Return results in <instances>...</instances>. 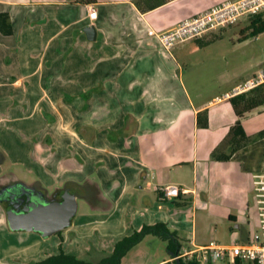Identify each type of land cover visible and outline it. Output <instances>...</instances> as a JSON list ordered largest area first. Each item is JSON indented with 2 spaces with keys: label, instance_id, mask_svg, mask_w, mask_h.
<instances>
[{
  "label": "crops",
  "instance_id": "obj_1",
  "mask_svg": "<svg viewBox=\"0 0 264 264\" xmlns=\"http://www.w3.org/2000/svg\"><path fill=\"white\" fill-rule=\"evenodd\" d=\"M228 1L234 0H0V180L38 186L48 196L67 190L78 204L71 226L50 239L12 231L0 205V264H36L60 247L97 263L125 237L156 224L177 236L180 256L187 254L182 258L197 261L211 243L250 241L259 224L254 169L237 155L262 128L249 131L250 112L239 118L226 97L242 79L193 96L184 72L197 50L224 35L211 31L169 52L147 34L171 30ZM90 27L95 32L89 35ZM76 45L85 64L96 58L98 73H73ZM101 107L122 117L91 116ZM125 116L128 137L99 146L100 131L121 127ZM238 121L246 140L232 153L231 142L239 139L228 137ZM206 122L207 128L199 126ZM216 149L218 157L231 158L217 159ZM89 151L103 167L90 166ZM8 161L19 175L3 174ZM165 186L187 193L167 200ZM10 231L25 233L20 246L9 241ZM227 237L231 244L222 243ZM153 239L164 253L156 262L158 252L144 245ZM121 264L176 260L165 241L149 235Z\"/></svg>",
  "mask_w": 264,
  "mask_h": 264
},
{
  "label": "rangeland",
  "instance_id": "obj_2",
  "mask_svg": "<svg viewBox=\"0 0 264 264\" xmlns=\"http://www.w3.org/2000/svg\"><path fill=\"white\" fill-rule=\"evenodd\" d=\"M248 24L249 18H244L234 26L214 31L216 33L222 32V35H224L222 39L212 43L209 46H205L203 49L197 50L194 57H192V62H190L188 68H185L184 71L188 88L193 96H195L196 90H201V92L210 94L218 89L219 86H229L231 82L237 83L239 79H242L241 82H244L247 78V75L251 76L252 73L258 71L259 69H264V34L255 38H249L248 40L243 42L238 41V39L241 37V30L248 26ZM76 49L77 45L73 48V59L75 61L73 73L78 76H84L90 73L94 74L96 72L98 73V62L96 61V58L93 59L92 63L90 62L89 65L85 64V60L80 57V51L77 52ZM63 59L65 60L66 57H64ZM70 68L71 66H69L68 71L66 70V73L69 74V76ZM46 82L49 83V80H46ZM59 82L60 81H57L58 84H60ZM124 100L125 98H121V102H124ZM95 111L97 114H91V116H109L111 117V119L120 118V116L122 117L121 112L107 113L108 111L106 110V108L103 109V107L97 108ZM75 113L76 116H80L82 113V108L77 107ZM127 120L128 118L126 119L125 116L124 118H122L121 127H114L113 125L101 130V136L97 144L101 146L103 140L111 142L120 138H127L130 134V129L126 127V125L128 124ZM248 123H250L249 131L258 128H262L260 131L264 130V105L255 109V111H250V114L247 118V124ZM258 133L250 135L248 147L244 148L243 151H241L237 155V158L243 160L246 166L254 169L253 174L264 170V137H258ZM44 139L45 137H42V140ZM57 151L59 152V155L60 150L57 149ZM89 155L94 158V161L91 163L92 165L90 164V166H92L95 171L96 169L103 167V164L99 163L100 161L98 160V156L95 152L89 151ZM72 157H76V155ZM9 162L11 163V161H8L3 166V174L5 175L7 174V172H14L19 175V170H17L16 167L10 165ZM87 168L88 170L90 169V167ZM11 181H13L12 178H3L2 180H0V186ZM83 190L87 195V193L89 192L88 188H81V191ZM94 193L96 194V192ZM2 217L6 218L4 210H2ZM10 232L11 235L9 241L15 242L20 246V243H22L24 240L23 235L25 233L12 231ZM223 241L225 242L222 243L226 244L232 243L229 237H227ZM156 242V240L146 241L144 245L148 249L155 250V253L158 252V249L155 246ZM163 255L164 253L162 251L158 252V254H155L153 258L154 262L162 258ZM216 264H228V261L220 260Z\"/></svg>",
  "mask_w": 264,
  "mask_h": 264
},
{
  "label": "built area",
  "instance_id": "obj_3",
  "mask_svg": "<svg viewBox=\"0 0 264 264\" xmlns=\"http://www.w3.org/2000/svg\"><path fill=\"white\" fill-rule=\"evenodd\" d=\"M256 15H264V0L228 1L198 16L182 20L171 30L155 32L149 29L147 34L157 38L165 50L170 52L179 44L201 38L211 31L234 26L242 19ZM96 18V9L90 7L89 19L95 20ZM263 85L264 69L262 68L236 86L226 97L231 99L247 94ZM252 187L259 224L250 241L246 244L232 246L211 243L209 247L202 250L198 257L200 264H216L220 260H227L228 264H264V170L253 174ZM162 193L164 199L170 200L179 197L181 193L186 194L187 190H181L177 186H165Z\"/></svg>",
  "mask_w": 264,
  "mask_h": 264
},
{
  "label": "trees",
  "instance_id": "obj_4",
  "mask_svg": "<svg viewBox=\"0 0 264 264\" xmlns=\"http://www.w3.org/2000/svg\"><path fill=\"white\" fill-rule=\"evenodd\" d=\"M264 34V15H256L249 18V24L244 29L241 30V37L238 39L239 42L248 40L249 38H255ZM230 102L233 106L235 114L239 118H243L245 114L250 111L264 105V86L257 88L247 94L239 95L230 99ZM199 126L202 128H207L208 123L201 124ZM258 137H264V130L260 131ZM229 142L234 138L239 140H234L232 144V153L238 151L243 142L246 140L245 130L241 124V121H238L233 127L229 134ZM228 142V139L227 141ZM219 149H216L213 153L217 159L221 161H228L231 158L230 156L218 157L217 153ZM217 155V156H216ZM155 236L167 243V248L173 255L180 256V243L177 236L172 233L167 225L165 224H156L154 226H146L140 232H135L129 237H125L119 241L112 252V254L106 256L97 263H92L86 260L79 259L75 256L66 254L62 247H60L59 253L57 255L50 256L36 264H121L123 258L134 248L136 247L146 236ZM180 264H199L196 257L191 259L189 258H180Z\"/></svg>",
  "mask_w": 264,
  "mask_h": 264
},
{
  "label": "water",
  "instance_id": "obj_5",
  "mask_svg": "<svg viewBox=\"0 0 264 264\" xmlns=\"http://www.w3.org/2000/svg\"><path fill=\"white\" fill-rule=\"evenodd\" d=\"M93 27L87 29L90 35L94 33ZM6 191L18 192L19 196L30 195V202L24 210H7V222L12 231H33L43 238L56 235L70 227L77 215L78 204L76 196L70 191H64L60 200H49L42 192H34L33 188L22 182L5 188ZM176 264H180V258L175 255Z\"/></svg>",
  "mask_w": 264,
  "mask_h": 264
},
{
  "label": "flooded vegetation",
  "instance_id": "obj_6",
  "mask_svg": "<svg viewBox=\"0 0 264 264\" xmlns=\"http://www.w3.org/2000/svg\"><path fill=\"white\" fill-rule=\"evenodd\" d=\"M18 182H9L7 184L1 185L0 186V205L3 208L5 215L7 217V210H24L25 207H27L29 205V201H28V197L31 196L30 195H21L19 196L18 192H10V191H6L5 188L13 186L15 184H17ZM30 188L34 189V192L38 193V192H42L44 197L49 199V200H60L61 199V195L64 192H58V193H54L52 196H48L44 191L40 190V188L38 186H30Z\"/></svg>",
  "mask_w": 264,
  "mask_h": 264
}]
</instances>
